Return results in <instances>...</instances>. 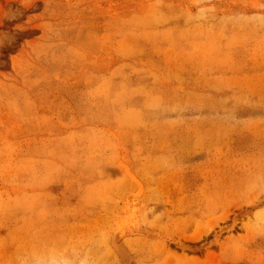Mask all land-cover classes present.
I'll return each instance as SVG.
<instances>
[{
  "label": "rangeland",
  "instance_id": "obj_1",
  "mask_svg": "<svg viewBox=\"0 0 264 264\" xmlns=\"http://www.w3.org/2000/svg\"><path fill=\"white\" fill-rule=\"evenodd\" d=\"M118 240L264 264V0H0V264Z\"/></svg>",
  "mask_w": 264,
  "mask_h": 264
},
{
  "label": "bare ground",
  "instance_id": "obj_2",
  "mask_svg": "<svg viewBox=\"0 0 264 264\" xmlns=\"http://www.w3.org/2000/svg\"><path fill=\"white\" fill-rule=\"evenodd\" d=\"M114 237V236H113ZM117 240V239H116ZM120 240H118L117 242H116V244L117 245H115L116 246V248H117V251H119L118 253L121 255H123L122 256V258L124 257L125 258V264H134V261H133V257H131V255L129 254V252L126 250L127 248L123 245V243L120 241ZM115 242V241H114ZM114 244V243H113ZM123 264V263H122Z\"/></svg>",
  "mask_w": 264,
  "mask_h": 264
}]
</instances>
